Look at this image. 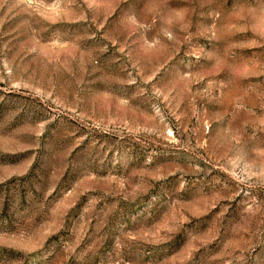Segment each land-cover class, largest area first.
Segmentation results:
<instances>
[{
	"label": "rangeland",
	"instance_id": "obj_1",
	"mask_svg": "<svg viewBox=\"0 0 264 264\" xmlns=\"http://www.w3.org/2000/svg\"><path fill=\"white\" fill-rule=\"evenodd\" d=\"M0 264H264V0H0Z\"/></svg>",
	"mask_w": 264,
	"mask_h": 264
}]
</instances>
